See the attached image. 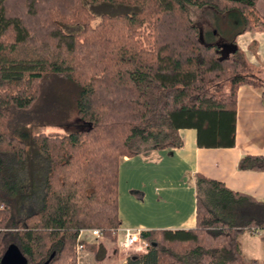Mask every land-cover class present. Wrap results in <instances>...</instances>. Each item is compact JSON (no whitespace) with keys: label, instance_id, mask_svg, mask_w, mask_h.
Listing matches in <instances>:
<instances>
[{"label":"trees","instance_id":"obj_1","mask_svg":"<svg viewBox=\"0 0 264 264\" xmlns=\"http://www.w3.org/2000/svg\"><path fill=\"white\" fill-rule=\"evenodd\" d=\"M257 1L0 0V257L13 244L24 264H77L81 241L95 264H118L119 159L180 146L181 127L199 147L231 146L237 87L264 101V77L236 42L264 30ZM98 2L128 9H101L92 23L86 3ZM188 6L225 16L224 46L201 36ZM72 120L84 126L33 131ZM237 167L264 173V156ZM195 190L194 225L140 229L146 250L124 264H264L243 260L237 242L264 227V198L199 173ZM83 227L102 239H78Z\"/></svg>","mask_w":264,"mask_h":264},{"label":"crops","instance_id":"obj_2","mask_svg":"<svg viewBox=\"0 0 264 264\" xmlns=\"http://www.w3.org/2000/svg\"><path fill=\"white\" fill-rule=\"evenodd\" d=\"M258 7L264 16V3ZM246 39L245 55L254 66V72L264 77V30L243 31L237 34ZM234 141L231 146L199 147L195 143V129L181 127L177 135L180 146L150 148L131 156H122L118 162L117 199L120 225L123 228H188L195 221V174L220 181L225 187L245 193L254 199L264 198V173L259 170L237 167L240 156L245 154L264 156V101L260 89L241 84L236 89ZM150 170L142 185H128L120 191L122 182L140 175L137 169ZM135 180V181H136ZM145 182V183H144ZM127 184V183H126ZM138 187V189L134 188ZM122 200L123 208L119 202ZM126 208H129V216ZM264 227L257 233L243 231L237 242L243 260H264ZM81 255L77 264H95L93 253ZM146 249L138 244L127 253H142ZM116 261L124 264L125 253L117 251Z\"/></svg>","mask_w":264,"mask_h":264},{"label":"rangeland","instance_id":"obj_3","mask_svg":"<svg viewBox=\"0 0 264 264\" xmlns=\"http://www.w3.org/2000/svg\"><path fill=\"white\" fill-rule=\"evenodd\" d=\"M258 3V2H257ZM260 3V2H259ZM258 3V7L261 8V4ZM97 6L99 7H92L90 6L88 3H86V6H88L93 12H94V20H92V23H94L96 20H98L99 18V13L101 9L107 10L108 12H111V10L117 9V10H126L128 9V6H124L121 4H112V3H102V2H98L95 3ZM92 4V5H95ZM189 8V12L191 15V18L193 20L194 23H196L200 29V34L201 36L209 42H213L215 44L218 45H223L226 44V38L231 36V28L230 25L228 24V22H226L225 16L224 15H220L217 16V13H215L214 11H212L210 8H208V6H201V7H196V6H188ZM225 24V25H224ZM78 28L77 26H71L68 27L67 30H73ZM215 30V31H214ZM209 31L212 33L215 32V34H209ZM208 34L210 36H208ZM239 39L237 40L236 37V42L238 44V46L244 51V53L247 51V47L246 46V39L244 36H240L238 37ZM222 47V46H221ZM84 123H80L78 124L76 120H72L71 123L66 124L65 126L63 125H57V124H47V125H42V126H35L33 128V131L35 130H43L45 132L48 133H63L66 132L67 130L71 129V128H78V127H83ZM144 151V150H143ZM150 170H146V169H137V173H140V175L136 178H134V180L130 177L129 179H127V182H122L120 185V191L121 193L123 192V188L127 187L128 185L130 186L131 184H134L135 186H144L142 185V181L141 179L146 180L147 177L149 176L148 172ZM136 180V181H135ZM148 180H146L147 182ZM127 183V184H126ZM145 183V182H144ZM136 189H138V187H134ZM120 208H123L122 205V200L119 202ZM127 211V215L129 216L130 212H129V208H126ZM137 243H135L134 245L131 246V249H134V247L136 246ZM117 248V245H116ZM118 251V248H117ZM85 250H81L79 252V257H78V261H81V255L83 253H85ZM122 253H125V251H122ZM118 254V252H117ZM125 258H126V253L124 254Z\"/></svg>","mask_w":264,"mask_h":264},{"label":"built area","instance_id":"obj_4","mask_svg":"<svg viewBox=\"0 0 264 264\" xmlns=\"http://www.w3.org/2000/svg\"><path fill=\"white\" fill-rule=\"evenodd\" d=\"M138 229L136 228H123V234L120 236L118 235V227L116 229L117 238H116V245L118 251H125L127 254L128 250H130L131 246L137 243L140 247L146 249L147 243L145 240H141L138 238ZM259 229H251L252 233H258ZM77 238L85 241V242H94L97 243L102 239V234L97 227H83L78 230ZM83 249V243L80 241L76 244L75 250L80 252Z\"/></svg>","mask_w":264,"mask_h":264},{"label":"water","instance_id":"obj_5","mask_svg":"<svg viewBox=\"0 0 264 264\" xmlns=\"http://www.w3.org/2000/svg\"><path fill=\"white\" fill-rule=\"evenodd\" d=\"M25 259L13 244H9L0 257V264H24Z\"/></svg>","mask_w":264,"mask_h":264}]
</instances>
